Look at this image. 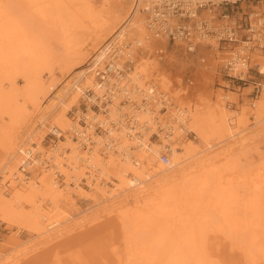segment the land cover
I'll use <instances>...</instances> for the list:
<instances>
[{
    "label": "bare ground",
    "instance_id": "6f19581e",
    "mask_svg": "<svg viewBox=\"0 0 264 264\" xmlns=\"http://www.w3.org/2000/svg\"><path fill=\"white\" fill-rule=\"evenodd\" d=\"M130 1L125 9L123 0H105L97 10L93 0H0V119L8 118V124L0 123V173L11 182V189L0 185V220L20 224L42 245H50L97 224L101 204L108 202L113 212L123 209L127 191L136 193L159 176L154 198L145 196L141 208L119 214L123 245L107 249L93 244L76 258H83V264H264V178L247 187V200L240 198L222 174V164L214 166L218 154L207 152L231 138L246 147L245 116L234 110L239 120L235 131L233 114L222 100L215 103L205 96L196 101L188 93L192 89L196 94L209 61L221 68V38L213 32L225 36L236 28L235 16L224 7L236 0H173L174 8L160 6L162 0ZM249 2L241 0L242 5ZM263 9L259 5L256 10L262 20ZM235 13L241 16L240 10ZM84 21L91 28L79 40L74 32ZM54 41L62 45L61 54L53 51ZM241 47V56L251 59L245 67L257 66L264 73V54L259 49L251 53L246 42ZM166 65L175 66V76ZM103 69L107 77L101 80L97 70ZM17 77L24 82L22 93L4 91L3 80L13 84ZM262 89L253 115L264 130ZM79 100L78 115L70 118L68 112ZM92 104L108 114L96 113ZM167 106L172 108L165 115L161 109ZM47 123L57 137L52 151L41 144L45 135L41 141L39 136L42 130L47 133ZM158 123L172 130V137L151 140ZM98 125L108 131L106 136L97 133ZM32 143L41 149L42 159H34L36 166L26 174L20 165H30ZM45 159L52 164L44 166ZM107 180L115 185L108 188ZM74 191L93 205L81 210ZM65 205L70 208L63 209ZM225 247L241 258L233 262ZM5 255L0 249V264H9L1 263ZM70 258L66 264L80 263Z\"/></svg>",
    "mask_w": 264,
    "mask_h": 264
},
{
    "label": "rangeland",
    "instance_id": "374dc122",
    "mask_svg": "<svg viewBox=\"0 0 264 264\" xmlns=\"http://www.w3.org/2000/svg\"><path fill=\"white\" fill-rule=\"evenodd\" d=\"M108 1H110L109 2L110 4L115 3L114 2L115 0H108ZM130 2H131L130 0H123V7L125 9L128 8ZM104 3H105V0H93V4L95 6H97V8H96L97 10L100 9L104 5ZM110 4H108V5H110ZM213 11L215 12L216 10L213 9ZM90 28H91L90 23L87 21L86 22L84 21L83 26L75 29L74 34L75 35L78 34V37L80 40L81 38H85L88 35ZM52 47H53V51L56 54L62 53V45H60L54 41ZM218 50H220V48ZM194 57H195L194 60L197 61V55L196 54L194 55ZM212 65H213V61L212 62L209 61V66L211 67V69H210V67H208V69H203L204 73L200 77L201 82L199 83L200 84L199 87L195 90L196 94L192 93V89H189L190 91L188 89H186V90H188V93L189 92L191 93L193 100H196V101L199 100V97L204 98L205 96H206L205 97L206 100H211V102L213 101L215 103H221V100H222L223 105L233 114V115L231 114L232 117H234L232 127L234 128L235 131H236V129H235L236 125L237 126L239 125L238 124L239 120H238V116L236 115L234 110L241 112V114L243 116H245V121H244L245 124H243V126H241V128L245 127V129H246L243 133L244 137L247 138V140H248V145L246 147H244V148L240 147L238 144H235V142H234L235 139L231 138L226 143L221 145L222 147L217 146L213 150H209L207 152L211 151L212 155H215V156H216V154H218L217 157L215 158L216 159V163H215L216 165H214V166L216 168H219V166L217 167V165L222 164L220 170L222 171V174L224 173L225 177H227V179H229L230 185H232V183H233L232 186L237 189V191L235 190V192L239 193L240 198L243 195V197H242L243 199H246V198L248 199V195H245L246 197H244V194H248V191H246V190L253 186L252 182L260 180V179L262 180L264 178V172H263L264 171L263 170L264 169V130L262 129L261 125H259V123H257V119H255L254 115H253V112L255 109L254 105L258 103V99L261 96L262 91L260 93H257L253 87V84L250 83V81H248L245 85H241V88L239 89V87H238L239 85L236 82V80L230 79L228 76H226V74L217 65H216V67L214 66L215 68ZM166 67H167V69L169 68L170 70H172V72H171L172 76L176 75L175 66L172 67V66L166 65ZM190 68H193V67H190ZM190 73H193V71L189 70L187 72L188 75H190ZM257 73L258 74L255 75V77H256V79L258 78L259 80H261V84L263 87L264 86V73H262V75L259 72H257ZM185 75H186V73H185ZM203 76H205V78ZM47 77L48 76L45 75V79H47ZM4 80L2 82L4 84V91L8 92V91L12 90V88H13V93L14 92H18L19 94L22 93L23 88H24V82L21 78L17 77L15 79V82L13 81V84L11 83V81H9V79H4ZM57 90L58 89L54 90V93L49 95V97L43 101L44 102L43 104L48 103L49 99L53 96V94H55L57 92ZM256 94H257V96H256ZM194 95H195V98H194ZM200 95H202V96H200ZM55 101L56 100H54L52 103H55ZM81 102L79 100L77 105H73L71 107V109L68 112V116L70 118L73 116V112L75 111V109L77 108L79 103H81ZM255 120H256V123H255ZM38 122H39V120H38ZM38 122H37V124H38ZM0 123L1 124H3V123L8 124V118H5L4 121H1V119H0ZM49 125L50 124L47 123L46 125L43 126L44 130L46 132H48L47 126H49ZM25 135L22 136L23 138H21L20 141H22L26 137ZM43 135H45V132H43V130H42L39 132L40 141L43 138ZM188 137L191 139H194L195 135H192V136L189 135ZM20 141L18 143H20ZM153 141L157 142L156 139H153ZM254 143H255V146H254ZM41 144L44 146L43 143H41ZM200 146L202 147L201 149L204 148L203 144H201ZM248 147H250V148H248ZM241 150H243L244 152H242ZM0 151H1V146H0ZM246 154H248V155H246ZM226 159H228L230 161H228ZM225 160H226L227 164H226ZM18 161L19 160L17 159V163H18ZM223 161L225 164L222 163ZM224 165H226V166H224ZM155 167H157V166H155ZM222 167H224V169ZM258 171L262 172V173L259 174ZM250 175H251L252 179H251ZM5 179H6L5 173H0V185L3 183L2 184L3 186L1 185L2 187H6L5 184L7 182L11 183L9 180H5ZM62 179L63 178L60 179V183H62L64 185ZM156 179H159V176H155V177H152L151 179H148L145 182L144 189L142 188L140 191H138L139 193L138 192L135 193L134 190L127 191V193H125V194L128 197V202L124 205L123 209L120 208L121 210L116 209L113 212L111 210V208H110L111 206L108 202L99 205L101 219L98 220L97 224L92 225V226L88 225L84 229H79V230H77L71 234H68V235L62 237L61 239L57 240L58 242L55 241V242L51 243L50 245H42L40 243V238L36 237V234L33 231H31L30 229L23 227L20 224H14V223L4 222V221L0 220V249L3 251V253H6V255L2 259L1 263L6 262V261H10L9 264H56L57 259H63V260H65L64 262L66 264V263L71 262L70 257H74V258H76L78 256L81 257L84 253L89 251L90 247H93L95 245H102L103 244V245H105V247L109 246V248H107V249H110V245L112 246V244L113 245H119V246L123 245L125 243V240L123 239V238H125V234H124L125 231L123 232V230L121 228V225H120V222L118 219L119 214L121 212H123V210L124 211H132V210L136 209V207L141 208L142 207L141 205L143 204L142 201H144L147 196H148L147 198H152L153 196L155 197L154 190L157 187L155 185V184H157ZM249 181H251V182H249ZM104 182H106V185L108 186V188L113 187L115 185L114 183H112V181L107 180ZM243 183H244V185H243ZM146 184H148V186ZM83 185H84V183L82 184V187L84 189L91 191V188L89 186H86V185L83 186ZM149 186L152 187L153 189L151 188L152 189L151 190L149 188ZM8 189H11V184L9 185ZM242 189H244V190H242ZM74 190H76V189H74ZM240 193H241V195H240ZM74 194H77V195H74V198H75V202H76L77 207L81 208V210H86L93 205L91 200H87V199L83 198L82 196H80L75 191H74ZM135 194H137L136 197L134 196ZM143 195H144V197H143ZM137 197H138V199H136ZM135 200H138L139 204L140 203H142V204H140V205L137 204L138 202H136ZM42 204H43V207L49 206V203H42ZM69 208H70L69 205H65L63 207V209H65V210H68ZM92 210H93V212L95 211L94 209H92ZM118 229H121V230L119 231ZM108 234H109V236H108ZM93 244H95V245H93ZM37 249H39V250H37ZM78 249H79V251H78ZM230 249L231 248H226V247L224 248V250L226 252H230V255L232 256V258L234 260V261L233 260L232 261L237 262L241 258V256L239 255V253L237 251H230ZM33 250L37 251V252H34ZM49 252H51V253H49ZM10 256H11V258L8 259V257H10ZM25 256H28V257H25ZM225 256H223V258ZM77 259H79L78 260V263L80 262L79 264H83V262H81V261H83L82 260L83 258H81V259L76 258V261H77Z\"/></svg>",
    "mask_w": 264,
    "mask_h": 264
},
{
    "label": "built area",
    "instance_id": "2783aa9c",
    "mask_svg": "<svg viewBox=\"0 0 264 264\" xmlns=\"http://www.w3.org/2000/svg\"><path fill=\"white\" fill-rule=\"evenodd\" d=\"M174 8V1L173 0H162L160 6H163L165 8ZM229 6H224L228 12L232 15L235 16L236 22H235V29L232 32H225V36H222L220 32L215 29L213 33H216L220 36V64H221V70L228 76L230 79L236 80L238 83L239 89L241 88V85H245L248 81L253 84L254 89L256 90L257 93H260L262 91V84L261 80L258 78L256 79L255 75H257L259 72L262 75V72L257 70V66H246L245 64L247 62H250L249 55H247L246 59V54L241 56V43L246 42L251 46L252 51L259 49L263 54H264V40L261 39V35L264 36V20L261 19V16L257 14V6L264 5V0H250L249 4H241V0H236L232 4H227ZM235 10H240L241 16L235 15ZM176 11H182V8L178 7ZM264 11V9L262 10ZM255 24V25H254ZM254 25V28L252 26ZM218 28H221L218 27ZM210 33H212L210 31ZM169 37L173 40L175 37L170 33ZM209 49H213V45H209ZM210 52V51H209ZM212 53V52H211ZM243 61V63H241ZM244 66V67H243ZM243 71H246L243 73ZM256 71V72H255ZM256 73V74H255ZM97 78H101L103 80V76L106 75V71L103 70H97ZM253 74V75H252ZM87 95L90 96L92 95V91H87ZM257 96V94H256ZM143 100V98H142ZM145 102V100H143ZM84 111H86V108L83 106ZM172 108V106H167L165 108H162L161 111L163 114L166 115V112H168ZM91 109H93L96 113H99L101 110L105 112V114H108V110L105 108H100L98 104H92ZM78 115V110L75 109L73 112V116ZM80 124L85 125V121L81 120ZM114 123L112 122L111 125ZM56 129V128H55ZM97 133H99L101 136H106L108 134V131L104 129L103 126L98 125L97 126ZM187 133V132H186ZM173 132L172 130H166L164 127H162L161 123H158L156 131H153L151 133V140L156 139L158 141L161 136H165L166 138L172 137ZM190 136H192V133H189ZM72 136L74 137L75 140H77V134L73 132ZM158 139V140H157ZM44 146L49 148L51 151L54 149V147L57 144V137L56 133L54 131L47 132L44 136V139L42 141ZM29 146H32L29 148L31 150L30 153H28V160L26 161L30 165H25L24 162L23 164L20 165V169L22 170L23 173L28 174V168H31L33 166H36L35 160H38L37 158L42 159V152L41 149L40 151L39 146L36 143H32ZM28 147V146H27ZM167 151L162 152V161L164 163H168V156H167ZM35 159V160H34ZM46 163L41 161V163L44 164V166H49L52 164V162L49 159L44 160ZM41 167V166H40ZM10 183H6L4 189H8Z\"/></svg>",
    "mask_w": 264,
    "mask_h": 264
}]
</instances>
